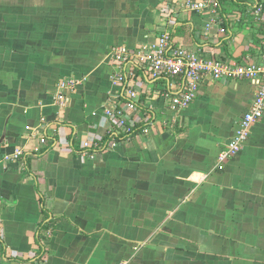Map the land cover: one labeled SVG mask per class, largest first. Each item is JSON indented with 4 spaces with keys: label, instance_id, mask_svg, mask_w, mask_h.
<instances>
[{
    "label": "crops",
    "instance_id": "obj_1",
    "mask_svg": "<svg viewBox=\"0 0 264 264\" xmlns=\"http://www.w3.org/2000/svg\"><path fill=\"white\" fill-rule=\"evenodd\" d=\"M165 3L176 46L263 60L254 0H220L217 15L175 0H0V264H264V118L219 161L256 82H207L169 126L84 148L109 141L108 53L154 41Z\"/></svg>",
    "mask_w": 264,
    "mask_h": 264
},
{
    "label": "built area",
    "instance_id": "obj_2",
    "mask_svg": "<svg viewBox=\"0 0 264 264\" xmlns=\"http://www.w3.org/2000/svg\"><path fill=\"white\" fill-rule=\"evenodd\" d=\"M176 1L180 2L181 10L189 13L217 15L221 8L220 0ZM254 1L261 13L264 0ZM158 11L165 29L154 41L133 48L116 46L108 53V63L114 68L110 75V104L104 110L111 121L109 141L105 145L87 142L84 148L97 151L146 137L160 121L169 126L170 121L173 123L178 114L192 105L207 82H256L255 99L219 156L221 163L229 161L244 148L252 128L264 118V55L260 63L238 62L206 57L187 47L176 46L168 26L179 12L172 9L171 3L159 5ZM150 82L153 84L148 90ZM79 84L76 79L61 82L56 95L61 106H66L69 93ZM22 156L18 153L17 158Z\"/></svg>",
    "mask_w": 264,
    "mask_h": 264
},
{
    "label": "trees",
    "instance_id": "obj_3",
    "mask_svg": "<svg viewBox=\"0 0 264 264\" xmlns=\"http://www.w3.org/2000/svg\"><path fill=\"white\" fill-rule=\"evenodd\" d=\"M43 153V151H41L39 154H38V157L41 156ZM54 221H49V222H46L43 224V228L45 229V232H48V233H52L53 232V229H54ZM41 239V238H40Z\"/></svg>",
    "mask_w": 264,
    "mask_h": 264
}]
</instances>
